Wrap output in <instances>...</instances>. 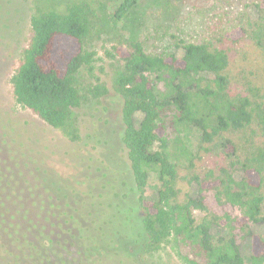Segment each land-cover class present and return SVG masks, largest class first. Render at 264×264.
Instances as JSON below:
<instances>
[{"label":"trees","instance_id":"1","mask_svg":"<svg viewBox=\"0 0 264 264\" xmlns=\"http://www.w3.org/2000/svg\"><path fill=\"white\" fill-rule=\"evenodd\" d=\"M148 2L162 0H121L115 22L131 27ZM88 27L81 3L36 10L30 17L28 42L11 84L15 102L52 128L66 126L79 104L75 76L91 63L84 50ZM117 53L127 163L113 155L105 164L88 160L100 178L118 172L126 188L127 219L104 243L75 244L77 229H62L69 237L62 251L69 243L85 260L102 264L120 257L135 264L114 247L134 236L141 211L147 249L169 244L190 264H264V6L249 7L233 38L211 35L179 42L170 54H151L132 29ZM207 192L237 215L211 214ZM131 195L134 201L128 203ZM71 198L79 196L66 201ZM196 212L205 216L197 221ZM23 244L39 249L25 238ZM59 257L65 260L55 264H70L64 252ZM46 261L50 257L39 263Z\"/></svg>","mask_w":264,"mask_h":264},{"label":"rangeland","instance_id":"2","mask_svg":"<svg viewBox=\"0 0 264 264\" xmlns=\"http://www.w3.org/2000/svg\"><path fill=\"white\" fill-rule=\"evenodd\" d=\"M120 2L0 0V261L12 252L6 264H40L43 257H50L46 264H55L65 260L59 257L61 252L70 264H101L81 258L69 243L62 251L65 240H69L62 229H77L75 244L104 243L127 219L126 188L117 178L118 172L112 170L108 177L100 178L88 159L105 164V157L113 155L127 163L122 144L123 98L115 79L121 71L117 50L124 46L131 30L147 53L170 54L179 42H196L211 35L233 38L249 7L254 3L264 6V0L148 2L136 12L137 19L130 27L128 23L115 22L113 13ZM70 3L87 8L89 27L84 50L90 54L91 63L75 76L79 104L70 110L66 126L52 128L15 102L11 79L28 42L32 13ZM153 181L152 177V184ZM36 183L41 188L35 187ZM179 187L186 189L183 184ZM70 196L79 198L66 201ZM128 199L132 203L133 195ZM205 202L211 214L237 215L230 206L216 201L211 192L205 193ZM139 212L134 236L122 238L114 248L129 254L135 264H190L169 244L146 248L148 237ZM203 216L204 212L195 213L197 221ZM20 219L24 221L17 229ZM24 238L39 249L23 244ZM102 264L129 262L115 257Z\"/></svg>","mask_w":264,"mask_h":264}]
</instances>
